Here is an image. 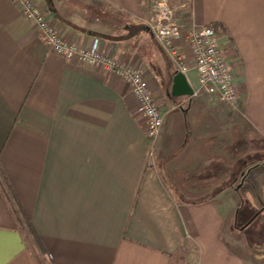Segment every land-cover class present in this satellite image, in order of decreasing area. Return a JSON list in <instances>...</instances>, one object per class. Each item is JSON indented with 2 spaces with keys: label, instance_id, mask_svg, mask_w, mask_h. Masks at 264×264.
<instances>
[{
  "label": "crops",
  "instance_id": "crops-1",
  "mask_svg": "<svg viewBox=\"0 0 264 264\" xmlns=\"http://www.w3.org/2000/svg\"><path fill=\"white\" fill-rule=\"evenodd\" d=\"M34 1L67 40L141 70L164 125L148 138L123 79L57 55L18 0H0V264H37L19 207L48 264H264V0H188L182 15L219 34L237 111L195 69L194 95H171L149 0Z\"/></svg>",
  "mask_w": 264,
  "mask_h": 264
},
{
  "label": "built area",
  "instance_id": "built-area-1",
  "mask_svg": "<svg viewBox=\"0 0 264 264\" xmlns=\"http://www.w3.org/2000/svg\"><path fill=\"white\" fill-rule=\"evenodd\" d=\"M23 15L33 21L48 47L69 61L98 68L123 79L137 103V113L144 120L148 138L156 140L163 129L164 117L145 74L106 55L98 40L90 47L67 40L53 16L34 0H18ZM151 17L147 26L156 41L172 60L176 73L187 75L195 69L200 91L214 96L231 110L237 111L240 97L232 68L219 43V34L212 27L185 29L183 13H190V2L183 0H149Z\"/></svg>",
  "mask_w": 264,
  "mask_h": 264
},
{
  "label": "trees",
  "instance_id": "trees-1",
  "mask_svg": "<svg viewBox=\"0 0 264 264\" xmlns=\"http://www.w3.org/2000/svg\"><path fill=\"white\" fill-rule=\"evenodd\" d=\"M256 161H257L256 158H250L248 160V163L253 164ZM6 184L10 188L7 180H6ZM14 212L20 227V232L26 244V247L32 254L34 260L36 261L37 264H48V262H46L41 258L40 253L44 255L45 248L39 234L37 233L29 217L20 207L17 210L14 209Z\"/></svg>",
  "mask_w": 264,
  "mask_h": 264
},
{
  "label": "water",
  "instance_id": "water-1",
  "mask_svg": "<svg viewBox=\"0 0 264 264\" xmlns=\"http://www.w3.org/2000/svg\"><path fill=\"white\" fill-rule=\"evenodd\" d=\"M171 95L175 98L192 97L194 95V91L190 87L187 78L184 74L176 73Z\"/></svg>",
  "mask_w": 264,
  "mask_h": 264
},
{
  "label": "rangeland",
  "instance_id": "rangeland-1",
  "mask_svg": "<svg viewBox=\"0 0 264 264\" xmlns=\"http://www.w3.org/2000/svg\"><path fill=\"white\" fill-rule=\"evenodd\" d=\"M182 98H186V97H182ZM225 105V104H224ZM227 106V105H226ZM229 108V107H228ZM230 109V108H229ZM258 156L256 155V160H258ZM240 178V177H239ZM240 180H241V178H240ZM248 207H249V205H247L246 204V202H244V206H242L241 208L242 209H248ZM242 211V210H241ZM245 212H247V210L245 211ZM249 221V219L248 220H246V221H242V220H239L238 221V229H242L243 227H245L246 226V224H247V222ZM260 251V250H259ZM259 253V255L262 253L261 251L260 252H258ZM40 255H41V258L43 259V260H47L48 259V256H44L43 254H41L40 253ZM261 256H263L264 257V254L263 255H261ZM195 259H196V255H195V252H193V255H192V260H193V262L195 261ZM178 262V259H177V261H176V264H178L177 263Z\"/></svg>",
  "mask_w": 264,
  "mask_h": 264
}]
</instances>
